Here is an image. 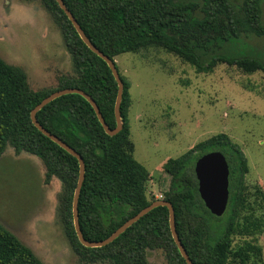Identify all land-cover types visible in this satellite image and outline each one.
<instances>
[{"label": "trees", "instance_id": "trees-1", "mask_svg": "<svg viewBox=\"0 0 264 264\" xmlns=\"http://www.w3.org/2000/svg\"><path fill=\"white\" fill-rule=\"evenodd\" d=\"M60 30L73 74L57 77L54 88L32 90L26 73L0 58V158L8 147L16 155L38 158L45 170L44 184H61L57 217L73 253L85 264H148L147 251L162 250L168 264H186L171 236L169 212L157 207L101 248H85L75 233L72 215L79 177L77 159L53 143L31 122V111L52 93L78 89L98 106L110 129L116 126L114 105L118 86L107 64L80 39L56 0H37ZM88 40L113 60L151 47L210 74L220 65L246 75L264 73L262 61L236 54L231 44L242 36H264L261 0H62ZM124 85L120 114L122 130L108 136L90 104L71 94L41 109L36 119L49 133L74 149L85 164L78 215L85 240L107 239L129 219L156 201L147 195L149 171L134 157L128 111L129 83ZM220 152L229 167V201L222 217L213 216L198 194L195 162ZM169 177L163 200L174 210L176 232L193 264H248L260 250L250 242L233 246L237 236L252 237L261 223L243 216L249 207L244 183L248 163L241 147L226 134L197 143L162 165ZM0 264H44L15 235L0 224Z\"/></svg>", "mask_w": 264, "mask_h": 264}, {"label": "rangeland", "instance_id": "rangeland-1", "mask_svg": "<svg viewBox=\"0 0 264 264\" xmlns=\"http://www.w3.org/2000/svg\"><path fill=\"white\" fill-rule=\"evenodd\" d=\"M264 25V0L260 1ZM264 64V36H242L231 44ZM0 58L21 68L32 90L54 88L57 77L73 74L60 30L37 0H0ZM129 83L128 111L134 159L150 173L147 195L163 200L169 177L162 165L208 138L226 134L247 158L244 183L249 207L243 216L261 223L250 242L260 253L248 264H264V73L246 75L225 64L213 73L151 47L114 59ZM41 161L8 147L0 158V224L44 264H85L73 253L57 217L61 184H44ZM148 264H168L162 250L147 251ZM103 264V263H96ZM231 264V263H230ZM232 264H240L238 261Z\"/></svg>", "mask_w": 264, "mask_h": 264}, {"label": "water", "instance_id": "water-1", "mask_svg": "<svg viewBox=\"0 0 264 264\" xmlns=\"http://www.w3.org/2000/svg\"><path fill=\"white\" fill-rule=\"evenodd\" d=\"M56 2L59 5L60 9L66 15V17L68 18V20L70 21V23L72 24V26L74 27V29L76 30L77 34L79 35L80 39L84 42V44L94 54H96L101 60H103L107 64L118 86L117 96L114 105V116L116 121V126L114 129H110L107 126L94 100L89 95L78 89H64L54 92L45 99H43L30 113L31 122L34 125V127L39 132H41L45 137H47L49 140H51L53 143L58 145L60 148H62L64 151H66L68 154L73 156L78 161L79 177L73 195L72 215H73V224H74L75 233L77 235L80 244L85 248H101L107 246L113 241H115L121 234H123L128 228H130L132 225L138 222L143 216H145L151 210L157 207H165L169 212L170 232L174 240V243L177 247V250L181 255V257L185 260L186 264H193L188 254L186 253L185 249L183 248L180 239L177 235L173 207L170 203L164 200H156L153 203H151L148 207L141 210L133 218L125 222L121 227H119L113 234H111L105 240L99 242H90L84 239L80 229L79 215H78V202H79L81 188L85 179L84 161L82 157L74 149L70 148L68 145H66L56 136L52 135L47 130H45L38 123L36 119V115L41 109H43L46 105H48L57 98L71 94L79 95L90 104L104 132L108 136H115L123 128V123L120 114V106L123 97L124 85L120 78V74L118 72L115 62L109 59L107 56H105L102 52H100L94 45H92V43L85 36L84 32L82 31L80 25L77 23L73 15L66 8L64 2L62 0H56ZM194 174L198 183V194L200 196V199L204 203L205 208L213 216L218 218L222 217L227 210L228 201H229V167L225 157L220 152H211L201 156L195 162Z\"/></svg>", "mask_w": 264, "mask_h": 264}]
</instances>
